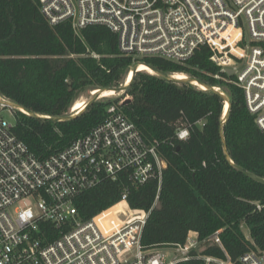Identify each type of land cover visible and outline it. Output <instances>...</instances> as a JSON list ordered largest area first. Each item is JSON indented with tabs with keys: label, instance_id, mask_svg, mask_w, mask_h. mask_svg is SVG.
<instances>
[{
	"label": "trees",
	"instance_id": "16d2710c",
	"mask_svg": "<svg viewBox=\"0 0 264 264\" xmlns=\"http://www.w3.org/2000/svg\"><path fill=\"white\" fill-rule=\"evenodd\" d=\"M117 41V35L101 24L79 31L70 21L50 24L38 0H0V95L38 114L67 115L80 92L125 82L134 58L121 53ZM211 54L207 45H200L182 63L156 56L140 60L221 87L231 99L224 126L230 158L264 177V131L248 111L243 89L232 82L233 75L220 72ZM107 98L111 100L99 99L66 122L15 110L12 131L36 156L46 157L89 132L114 104L149 143H157L166 161L158 201L142 233L145 247L183 243L189 231L204 240L219 230L232 260L251 249L264 250V184L225 159L219 135L224 101L218 94L138 71L125 92ZM180 123L189 128L184 140L175 135ZM127 185L125 178H103L81 193L76 199L81 218L119 201ZM156 193L157 181L150 180L144 186H130L127 201L133 208L149 209ZM242 225L248 227L249 238ZM203 253L223 256L214 244H206Z\"/></svg>",
	"mask_w": 264,
	"mask_h": 264
},
{
	"label": "built area",
	"instance_id": "2783aa9c",
	"mask_svg": "<svg viewBox=\"0 0 264 264\" xmlns=\"http://www.w3.org/2000/svg\"><path fill=\"white\" fill-rule=\"evenodd\" d=\"M38 2L50 24L70 21L75 31L108 27L119 51L134 63L145 56L182 63L207 45L220 72L233 71L232 82L243 89L246 107L264 131V0ZM132 71L131 66L125 82ZM5 108L0 104V264H264L259 249L232 260L219 230L204 240L189 231L183 243L142 244L166 161L157 143H149L118 106L109 105L99 124L46 157L36 156L13 133ZM175 135L186 139L188 126L180 123ZM103 178H125L136 188L156 180L151 207H131L127 185L119 201L82 219L77 197ZM206 244L219 246L223 256L203 253Z\"/></svg>",
	"mask_w": 264,
	"mask_h": 264
},
{
	"label": "water",
	"instance_id": "95a60500",
	"mask_svg": "<svg viewBox=\"0 0 264 264\" xmlns=\"http://www.w3.org/2000/svg\"><path fill=\"white\" fill-rule=\"evenodd\" d=\"M140 64H146L144 62H136L132 65V78L130 80V82L127 84L126 82H124L122 85H118V86H109V87H102V88H98V91L96 93H91V98L86 101V104L85 106L77 111V112H71L67 115H58V116H50V115H42V114H38V113H35L34 111H31L25 107H23L22 105H20L19 103L15 102V101H12V100H9L7 98H4L3 96L0 95V104H2L3 106H6L10 109H13V110H18V111H21L29 116H32V117H35V118H40V119H43V120H49L51 122H66V121H70L74 118H76L78 115H80L82 112H84L86 109H88L94 102H96L97 100H99L101 97H102V93L105 91V90H108V89H113L115 90L116 92H119L120 94H122L123 92H125L129 86L131 85V82L134 78V76L136 75V73L139 71L138 67L140 66ZM148 66H150L151 68H153L155 71H156V75H159L167 80H170V81H174V82H178V83H189V84H192L194 86H197L200 88V85H203L204 88H201V89H204V90H208V91H211V92H214L216 94H218L224 101V104H227V109L225 110V108L223 109V116H222V119L220 121V126H219V135H220V140H221V147H222V151H223V155L225 157V159L232 165L234 166L235 168L239 169L240 171L244 172L247 176H249L250 178L260 182V183H263L264 184V177H260L252 172H249L247 170H245L242 166L236 164L231 158H230V155H229V152H228V149H227V144H226V140H225V136H224V126H225V123L228 121L229 119V115H230V105H231V99L229 98L228 94L220 89L219 87H214V86H211L207 83H205L204 81H201L199 80L198 78H195V77H187V78H177L175 77V74L174 73H169V72H165V71H162L152 65H149V64H146ZM227 73L229 75H231L233 73V71L231 69H227ZM128 101V100H126ZM225 107V105H224Z\"/></svg>",
	"mask_w": 264,
	"mask_h": 264
},
{
	"label": "bare ground",
	"instance_id": "6f19581e",
	"mask_svg": "<svg viewBox=\"0 0 264 264\" xmlns=\"http://www.w3.org/2000/svg\"><path fill=\"white\" fill-rule=\"evenodd\" d=\"M138 69L140 71H144V72H147L149 74H155L156 75V71L151 68L150 66L146 65V64H140V66L138 67ZM132 74L133 72H131L127 78V81L126 83L128 84L132 78ZM175 74V77L177 78H187L188 76L184 73H179V72H176L174 73ZM200 88H204L203 85H200ZM98 90L94 89L91 91V93H96ZM118 95H121L119 92H116L115 90L113 89H108V90H105L103 93H102V97H114V96H118ZM86 104V101L85 100H76L72 106H71V112H77L79 110H81ZM227 104H225V110L227 109Z\"/></svg>",
	"mask_w": 264,
	"mask_h": 264
},
{
	"label": "rangeland",
	"instance_id": "374dc122",
	"mask_svg": "<svg viewBox=\"0 0 264 264\" xmlns=\"http://www.w3.org/2000/svg\"><path fill=\"white\" fill-rule=\"evenodd\" d=\"M91 91L92 90H85V91H82L80 92L78 95H77V99L76 100H85V101H88L90 98H91ZM101 100H104V99H110V98H107V97H101L100 98ZM111 100V99H110ZM225 105V104H224ZM69 113H71V108L69 110ZM3 115L4 117L9 121V122H14L15 120V115H14V111L11 110L10 108H5L3 110ZM199 125L202 124V122H199L198 123ZM242 230H243V233L245 234V236L247 238H249V229L248 227H246L245 225H242Z\"/></svg>",
	"mask_w": 264,
	"mask_h": 264
}]
</instances>
